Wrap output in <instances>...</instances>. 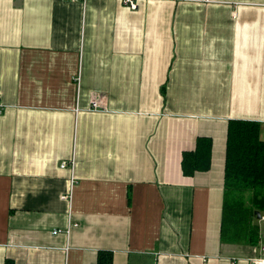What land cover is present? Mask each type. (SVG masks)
<instances>
[{"label": "crops", "instance_id": "1", "mask_svg": "<svg viewBox=\"0 0 264 264\" xmlns=\"http://www.w3.org/2000/svg\"><path fill=\"white\" fill-rule=\"evenodd\" d=\"M135 1L0 0V264L264 261L263 218L222 239L229 120L264 138V0Z\"/></svg>", "mask_w": 264, "mask_h": 264}, {"label": "trees", "instance_id": "2", "mask_svg": "<svg viewBox=\"0 0 264 264\" xmlns=\"http://www.w3.org/2000/svg\"><path fill=\"white\" fill-rule=\"evenodd\" d=\"M212 138L199 136L194 150L183 153L186 175L211 166ZM222 239L256 244L260 239V219L264 216V138L261 123L250 119H230L225 163V198ZM98 264H113V253L100 251ZM7 264H14L8 260Z\"/></svg>", "mask_w": 264, "mask_h": 264}, {"label": "built area", "instance_id": "3", "mask_svg": "<svg viewBox=\"0 0 264 264\" xmlns=\"http://www.w3.org/2000/svg\"><path fill=\"white\" fill-rule=\"evenodd\" d=\"M125 3L131 7L132 9H136L138 7V4L135 0H125ZM99 106V101H97L96 99L92 102V109H97ZM68 164V162H62L61 166L62 167H66ZM262 218L264 219V216H262ZM55 233L58 232V230L54 231ZM235 264V263H233ZM256 264H264V261H256Z\"/></svg>", "mask_w": 264, "mask_h": 264}, {"label": "water", "instance_id": "4", "mask_svg": "<svg viewBox=\"0 0 264 264\" xmlns=\"http://www.w3.org/2000/svg\"><path fill=\"white\" fill-rule=\"evenodd\" d=\"M256 212H257V214H258L257 217H258L259 219H261V218H262V214H261V212H260V211H256ZM252 264H255V263H252Z\"/></svg>", "mask_w": 264, "mask_h": 264}]
</instances>
